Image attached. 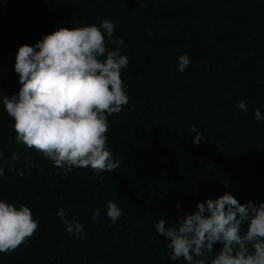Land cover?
<instances>
[{
    "label": "trees",
    "instance_id": "trees-1",
    "mask_svg": "<svg viewBox=\"0 0 264 264\" xmlns=\"http://www.w3.org/2000/svg\"><path fill=\"white\" fill-rule=\"evenodd\" d=\"M103 19L130 60L121 73L129 102L107 117L119 168L65 175L16 141L0 104V199L29 207L38 222L21 246L0 253V264H186L170 259V241L155 228L161 218L176 222L225 193L264 202V120L254 116L257 108L264 115V0H0V91L19 92L21 45ZM186 53L191 63L179 72ZM193 126L204 135L198 145ZM108 201L123 213L114 225ZM60 209L84 226V239L68 234Z\"/></svg>",
    "mask_w": 264,
    "mask_h": 264
},
{
    "label": "clouds",
    "instance_id": "clouds-1",
    "mask_svg": "<svg viewBox=\"0 0 264 264\" xmlns=\"http://www.w3.org/2000/svg\"><path fill=\"white\" fill-rule=\"evenodd\" d=\"M115 24L103 19L99 26L58 28L34 45H21L16 54L15 72L21 87L18 94L0 91V104L14 121L16 141L42 152L65 175L72 167L103 172L119 168L108 149L107 117L122 111L129 96L122 70L130 60L121 53L122 39H115ZM153 35L152 30H146ZM116 47L109 50L108 43ZM192 57L178 58L177 69L185 71ZM238 108L246 110L243 100ZM257 121L264 115L257 108ZM194 144L204 135L195 126ZM0 153V157H2ZM23 178L25 172L17 170ZM59 174V173H57ZM5 175L0 168V177ZM179 208V205H177ZM117 203L107 202V217L114 225L122 215ZM57 215L70 236L84 239V226L63 209ZM100 209L92 220L99 222ZM156 232L170 241V259L186 264H264V202L240 203L225 193L217 199L198 203L194 212L176 222L161 218ZM38 230L29 207L19 208L0 199V253L21 246ZM221 245L214 253V244Z\"/></svg>",
    "mask_w": 264,
    "mask_h": 264
}]
</instances>
